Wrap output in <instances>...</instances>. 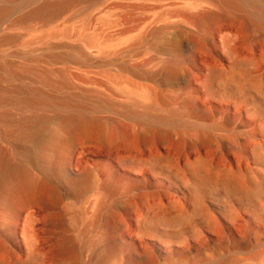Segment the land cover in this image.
I'll list each match as a JSON object with an SVG mask.
<instances>
[{"label":"rangeland","instance_id":"obj_1","mask_svg":"<svg viewBox=\"0 0 264 264\" xmlns=\"http://www.w3.org/2000/svg\"><path fill=\"white\" fill-rule=\"evenodd\" d=\"M230 1L0 0V134L23 135L18 123L40 117L48 123L29 132L45 137L71 111L105 129L102 141L75 135L69 161L89 180L82 198L33 207L44 264H60L62 238L102 237L117 249L106 264H264V105L247 92L264 91V28H248L252 7ZM55 3L66 6L54 19L35 15ZM174 38L179 53L165 46ZM35 92L53 104H17ZM56 216L65 226L49 227Z\"/></svg>","mask_w":264,"mask_h":264},{"label":"bare ground","instance_id":"obj_2","mask_svg":"<svg viewBox=\"0 0 264 264\" xmlns=\"http://www.w3.org/2000/svg\"><path fill=\"white\" fill-rule=\"evenodd\" d=\"M65 4L44 5L35 15L52 20L59 15ZM227 6L237 9L252 7L254 13L248 28L253 30L264 28V9L260 3L232 0ZM5 13L6 11L0 9L1 17ZM165 46L170 52L179 53L182 50V42L178 41V38L172 39ZM84 57L88 58L86 55ZM168 71L169 75L165 82L169 84L176 81L174 78H177V71L172 66L168 67ZM216 77V72L212 70L210 77L204 83L209 93H213L212 87ZM226 85L231 89L241 87L232 79H228ZM247 92L255 94L254 100L258 105L262 103L264 105L263 90L254 91L251 88ZM4 101H6L4 98H0V103ZM58 103L63 107L70 102L65 100ZM17 104L44 107L52 105L53 101L41 92H35L20 99ZM79 113L71 111L65 117L53 118L52 123L57 127L53 130L48 129L45 137L29 132L31 125L36 127L48 123L40 117L27 118L18 123L23 135L0 134V144L4 142L8 147V149L0 147V264H44L47 255L41 247L33 207L52 212L63 200L71 198L78 201L87 191L89 180L72 170L69 161L70 150L74 146L77 133L83 136L92 134L95 139L102 141L105 129L100 123L90 125L88 119ZM189 113L193 114L192 111ZM199 116L206 117L201 113ZM3 118L6 121L10 119L5 114ZM11 138H15L20 143L11 144ZM103 187L111 194L117 191V185L113 182L105 183ZM23 208L25 209L24 224L20 231H17L12 224L18 219V213ZM70 221L72 227L77 228L82 219L76 214L70 217ZM117 223V220L112 218L108 226L116 227ZM65 224L64 218L58 216L48 222L51 228H62ZM54 248L55 259L60 264H106L117 250L116 246L103 237L92 241H85L84 238L80 246H76L68 238H62L56 242Z\"/></svg>","mask_w":264,"mask_h":264}]
</instances>
